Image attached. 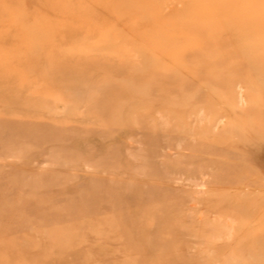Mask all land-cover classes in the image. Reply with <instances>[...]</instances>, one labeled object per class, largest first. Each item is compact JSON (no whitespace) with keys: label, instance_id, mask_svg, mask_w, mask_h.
Masks as SVG:
<instances>
[{"label":"rangeland","instance_id":"374dc122","mask_svg":"<svg viewBox=\"0 0 264 264\" xmlns=\"http://www.w3.org/2000/svg\"><path fill=\"white\" fill-rule=\"evenodd\" d=\"M76 6L0 0V264H264V64L232 57L263 27L145 40L264 0ZM26 36L69 57L33 70Z\"/></svg>","mask_w":264,"mask_h":264},{"label":"bare ground","instance_id":"6f19581e","mask_svg":"<svg viewBox=\"0 0 264 264\" xmlns=\"http://www.w3.org/2000/svg\"><path fill=\"white\" fill-rule=\"evenodd\" d=\"M75 1L77 2L78 0H75ZM119 1H122V0H114V1H111V0H91V3L93 5H95L94 7H91V8L93 10H97L99 6L103 5V7H106L110 11H113L114 9H116V3L117 2L119 3ZM76 2H74L73 0H70V1L69 0H65V1L63 0V5L65 7H67L66 10H69V11L76 14L78 21L79 20L85 21V19L92 18L94 16V13L92 12V10L91 11H85V10H83V8L79 9V7L76 6ZM97 2H100V3L97 4ZM52 4H53L52 1H50V2L46 1V5L48 7H50ZM167 20H168V22H167ZM170 20H173V16L166 17V20L159 25H156V24L152 25L154 27L153 30L156 33L150 34L148 36V38L145 39L150 43L149 45L152 48H157L158 46H161L162 44H164L163 43L164 39L167 40L168 45H170L169 43L174 44L172 41H169V40L173 39L172 38L173 35H176V34L179 35L182 33L191 34V36H192L191 38L194 40L193 43H195L196 46H197L198 42L201 43L202 34L208 33L211 38H216L217 34H219V33H217V31L229 30V33L235 32V33H237V35H241L242 33L256 31L258 28L263 27V35H264V23H262L259 27L260 19H257V20L253 19L254 21H248L251 19L247 18V17H239V19H236L235 20L236 22H235L234 20H232L229 17H223V18L222 17L221 18L216 17L215 22L206 23V21H205V23H204V22H202V20L200 18L192 17L191 19L187 20L188 22H186V23H177V24H173L172 22H170ZM237 20H240L241 23H237ZM72 32L73 31H69V33H67V35H66L67 37L66 38L64 37L62 39V41H64V40L71 41L75 37L74 34H71ZM253 34H255V33H253ZM26 38L29 42L28 47H31V46L35 47L37 45L40 46L39 51H40L41 55L38 56V58H36V59H32V61L30 63V64H32L33 70L40 71V66H42L43 64H47V63H53V62H55L56 59L64 58V62H65V57H67V58L69 57V56H66L65 53H62L61 49L52 45L54 43V40L51 37L43 38V36H42V37L37 38V36H26ZM177 41H175L174 45L177 44ZM188 41L189 40H184L181 43L179 42L178 45L186 43V47H189ZM236 46L238 47V50L236 49L237 52H235V55L232 57L233 58L239 57L241 60L240 64L255 65L256 64V62H255L256 58H257V61H259V59L260 60L262 59L261 61H259L261 63L256 64V66L264 64V54H262V53H264V51H263L264 50V40H263V38H261V36H260V41L252 43V44H246L243 47L244 49H242V47H240L241 45H236ZM256 53H257V55H256ZM216 54H220V53H216ZM182 55L185 56L184 53ZM169 56L173 57V54H171V52H170ZM174 57L177 59L176 56H174ZM222 57H223V55H222ZM246 57L248 59L243 60V58H246ZM229 60H230V58H228V61ZM3 71L4 70L2 69V72ZM4 72H3V74L6 73V72L5 73ZM58 72H60V71H58Z\"/></svg>","mask_w":264,"mask_h":264}]
</instances>
